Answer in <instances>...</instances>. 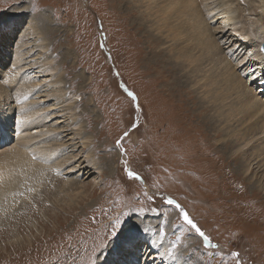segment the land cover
Returning <instances> with one entry per match:
<instances>
[{
	"label": "rangeland",
	"instance_id": "374dc122",
	"mask_svg": "<svg viewBox=\"0 0 264 264\" xmlns=\"http://www.w3.org/2000/svg\"><path fill=\"white\" fill-rule=\"evenodd\" d=\"M126 4V0H0V89L2 94L5 92L0 93V102L8 104L3 107L0 103V113L11 112L9 137L0 135V146L1 139L7 142L1 149L18 144L15 125L24 104L17 100L16 94L24 82L20 83L19 77L16 81L15 76L22 66V75L32 80L25 85L32 91L27 103L45 102L57 89L63 90L61 95L73 97L77 122L85 136L95 138L90 147L84 149L82 145L78 149L76 165L91 151L102 169L100 175L83 179L78 178V173L69 174L58 184L47 173L35 176L32 185L36 191L26 190V194L21 193L23 197L13 196L4 202L0 208V264H99L108 258L111 248H120L119 261L114 263L122 264L131 258L128 252L131 247L126 243L123 249V235L127 231L137 234L139 229L152 232L165 242L177 264H261L255 252L264 247V227L255 215L251 226L247 216L256 213L264 218V191L252 192L242 174L237 183L240 175L231 166L233 159L220 151L219 129L216 134L209 127L219 122L216 105H209L195 89L191 94L189 83H184L186 87L177 86L187 78L182 70L179 75L173 70L176 48L170 45L175 42L186 46L184 41H171V32L175 33L176 28L168 23L172 30L166 31L159 20L149 24L140 21L126 12ZM17 10L26 12L22 16L24 24L16 25V32L7 36L8 28L2 30L1 22ZM43 17L48 19L46 27L40 25ZM140 22L143 25L138 27L136 23ZM216 22L210 20L209 24L214 26ZM150 23L163 30L157 31L156 26L150 29ZM30 27L44 31L48 67L54 70L55 77H45L38 68L40 65L32 67L30 60L25 59L27 56L17 64L16 50L23 46L26 48H21L22 51L28 52L27 43L34 38ZM147 31L160 41L151 43ZM194 38L192 47L199 41ZM34 40L32 43L36 44ZM222 41L225 39L221 40L224 44ZM33 55L31 64L46 59L40 51ZM57 76L61 79L58 84L49 83ZM248 79L246 75L243 78ZM229 102L228 97L227 106ZM45 104L51 106L54 102ZM58 120L65 121L61 124L65 130L68 121L55 119ZM245 125L249 123L243 125L247 128ZM107 159L114 163L112 174L107 171ZM193 166L203 172L209 170L210 176L204 178L207 176L197 173ZM129 172L134 176L130 177ZM225 172H229L228 178L224 177ZM260 175L256 173L253 182L259 184ZM65 179L79 180L74 181L79 194L59 190L56 198L53 188H60ZM224 179L236 184L229 186L221 181ZM242 185L245 189H241ZM169 200L174 203L169 204ZM71 205L75 206L73 211ZM248 205L252 207L246 209ZM181 209L208 237L207 242L185 222ZM18 210L25 213L16 214ZM24 220L30 229L41 228L44 233L35 234L39 236L36 243L25 248L13 242L30 238L27 231L15 236L10 233L11 237L6 239L8 230L15 233L13 228H20L14 223ZM136 222L140 223L137 228ZM135 243L146 249L142 236H136ZM148 252H137L139 264L154 263L148 261Z\"/></svg>",
	"mask_w": 264,
	"mask_h": 264
},
{
	"label": "bare ground",
	"instance_id": "6f19581e",
	"mask_svg": "<svg viewBox=\"0 0 264 264\" xmlns=\"http://www.w3.org/2000/svg\"><path fill=\"white\" fill-rule=\"evenodd\" d=\"M126 3V12L140 21L145 20V22H148L149 24V22L152 23V21L159 20V23L163 24L164 30L166 31L172 30L171 26L168 28V23L172 25V28H176L175 33L171 32V41H184L186 42V46H178L175 42L170 45L176 48L173 55L176 65L173 67V70H177L176 75H179L180 70H182L183 73L185 72V77L187 78V81L185 82L179 81L177 86L186 87L184 86V83H189L191 86V94L194 92H192V89H195L209 105L211 103L216 105L217 112L215 114L216 117L219 118V122H216L217 125L215 127H209L212 128L215 133L219 129L218 136L222 137L220 139L221 153L223 154L224 152V154H229L230 158L233 159V164L231 163L233 170L239 175L242 174L246 177L243 178V176L240 175L237 183L242 180V177L247 182V186H249V189L252 192H263L264 53L262 52L261 47L264 43V0H126ZM25 13L26 12L23 10L13 11L1 22L2 30L4 27L8 28L5 30V33H8L7 36H11L16 32V25L24 24V18L22 16H25ZM210 20L217 21V24L215 23L214 26H211V23L209 24ZM47 21L48 19L43 17L40 25L44 27L48 26ZM151 23L149 25L150 29L156 26ZM136 24L139 25L138 27L143 25L141 22ZM30 29L32 28L30 27L29 30ZM156 30H163V28L156 26ZM33 31L34 38L32 37L31 41L29 40L30 42L27 43L29 51L24 53V50L22 51L21 48L26 47L23 46H20L16 50V56H19V63L17 64L20 65L24 61V57L27 56L28 58L25 59L30 60L29 64L32 65V67L35 64L37 65V63L40 65L38 68L45 77H55L54 70L48 67L50 61L49 58L46 57L48 46L46 42H44L46 38L43 35L44 31L42 32L37 28H34ZM147 34L152 38L151 43L160 41L159 39L151 37L148 31ZM194 37H198L199 39L194 46L198 53L195 52L194 47H192L195 42L193 41V39H195ZM222 39H225V41H222L224 44H221ZM33 40L36 44L32 43ZM35 51H40L46 59L31 64L33 63L32 60H34L32 58ZM155 52L159 53L157 49H155ZM201 53L202 56L199 57V54ZM158 59L159 58H156L155 60ZM21 67H19L15 76L16 81L19 77V80H21L20 83L24 82L22 84L23 88H19L17 92L19 94H16L17 100L22 101L24 104V108L20 107L21 111H19V118L17 121L15 120L17 122L15 125V132L17 133V137L19 136L18 138L16 137L18 139V144L15 147H9L8 150H6L7 148L2 150L1 147L6 146L7 142L3 137V139H1L0 158L2 159L0 161V208L4 202L11 200L13 196L23 197L21 193L26 194V192H28L26 190L30 189L36 191L37 188H33L32 185L33 179L40 177L44 173H47L48 177L54 179L58 184L61 183L62 179L66 178L64 176H69V174L78 173V178L82 177L83 179L91 175H97L100 173V170H102L101 167L98 166L91 151L86 152L83 162L76 165L75 159L80 155L76 154L79 152L78 149L82 145L84 149L85 147H90V142L94 141L95 138L93 139V136L91 135L85 136L82 126L77 122L76 115L74 114L76 109L75 104L71 103L73 97L64 94L61 95L63 90L57 89L53 94L51 93L52 96L51 94L48 95L52 98L50 97L48 100L46 98L45 102H54L51 106L44 105V101L27 103V99L32 94V91L30 86L28 87L25 85L31 83L32 80H30L29 76L22 75L24 68ZM29 67L32 68L31 66ZM25 68H27V66ZM237 72L238 74H236ZM245 75L249 78L247 81L243 80ZM37 77L39 76H36V78ZM21 78H28L29 80L28 82H25V80ZM86 79L88 78L86 77ZM59 81H61V79L57 76L53 81H49V83L52 82L51 84L56 85ZM256 82H258V84H256ZM36 83H39V81L36 80ZM12 86L13 84H10V88H12ZM252 86L257 89L259 88V90L257 91L255 88V91ZM1 90L2 89H0V93L2 94ZM12 93L9 92V94ZM3 94H5V92H3ZM227 94H230V96ZM228 97L230 102L227 106L225 102L228 100ZM237 98L242 99L245 104H243L242 100H237ZM5 100L6 99H4V101ZM1 102L0 103L3 107L8 105L5 104V102L3 103V101ZM10 113L11 112L7 114L0 113V135H3L5 138L9 137V131L7 128L11 119ZM70 116L72 117V120L69 119ZM55 119H66L68 121L65 129L66 133L68 132L67 135L64 134V127H61V124L65 123V121L58 120L56 122ZM53 121L55 122L51 123ZM237 122L239 123L238 125H236ZM246 122L249 123V126L245 125L247 128L243 126ZM206 123H208V121ZM32 131H34V133H31ZM69 136L73 137L69 138ZM79 139H82V141L80 142ZM77 140L78 144L80 142V146L76 144ZM209 148H212V146ZM208 153L210 154L209 150L206 151L207 155ZM109 159H107L108 165L106 168H108L107 171L112 174L115 171V166H113V162L109 163ZM193 164L194 161L192 165ZM193 167L197 173L210 176L209 170L203 172V170L198 167ZM256 173L261 174V180L259 179L258 181L259 184L253 182ZM208 176H204V178H208ZM224 177L228 178L229 172H225ZM97 178L98 176L94 179ZM75 180L79 183V180ZM75 180H63L60 188H53L55 191L54 196L57 198L59 190H64L66 192H69L70 190L79 194V189L75 187ZM221 181L229 186L236 184L229 183L225 179ZM210 183L212 184L211 181ZM21 185L25 186L21 187ZM243 188L245 189V186L242 185L241 189ZM237 192H239V190ZM74 207L75 206L71 205L70 210L73 211ZM251 207V205H248L246 206V209ZM28 212L29 211H26V213ZM22 213L25 212L21 210L16 212V214L21 215ZM253 215L259 219V224L264 227V218L261 219L256 213L248 214V223L253 226L255 222ZM57 218L59 223L60 217ZM223 221H225V218L222 214V222ZM14 224L16 227L20 228H13L15 233L8 230L7 236L5 235L6 239L11 237V234L15 236L17 232L23 234V230L29 232L31 236L30 238L25 237L21 243L14 241L13 243H15L16 246H22L25 248L27 245L33 244L39 236L42 234L44 235L43 229L41 228L36 230H33L32 228L30 229L27 226L29 225L27 220ZM138 224L140 223H135L136 228L138 227ZM143 228H145V226H143ZM136 233L137 234L127 231L123 235V249L127 246L126 243L131 247V250L128 251L131 258L128 262L123 261L122 264H139L140 258L137 252H140V254H146L148 251L151 257L148 258V261L150 260V262H154L153 264H160L161 262H164V264H177V259H175L172 250L168 248L165 242H162L157 235H153L152 232H147L144 229H139ZM35 234H38L39 236L37 237ZM136 236H142L146 240V245L144 246V248H146L145 250H143L141 246L139 248L137 247L138 244L135 243ZM120 252V248H111L108 251V258L105 256L107 259L104 257L105 259L99 264H115L114 262L119 261L117 254H120ZM255 254L260 257V259H258L259 262L264 264V247L260 246L256 249ZM116 258L118 260H116ZM121 260L122 259L120 258V261Z\"/></svg>",
	"mask_w": 264,
	"mask_h": 264
},
{
	"label": "snow or ice",
	"instance_id": "6c2138e0",
	"mask_svg": "<svg viewBox=\"0 0 264 264\" xmlns=\"http://www.w3.org/2000/svg\"><path fill=\"white\" fill-rule=\"evenodd\" d=\"M129 176L130 177H132V176H134V174L133 173H131V172H129ZM136 178H138V177H136ZM168 203L169 204H172V203H174L173 201H171V200H169L168 201ZM176 207L177 208H179L180 206L177 204L176 205ZM181 212L183 213V210L181 209ZM183 217H184V220H185V222L186 223H188L189 225H191V227L193 228V229H195L196 230V232L197 233H199V235L200 236H202L203 237V239L205 240V242H207L208 241V237L207 236H205L204 235V233L189 219V217H188V215H187V213H183ZM238 255V254H237Z\"/></svg>",
	"mask_w": 264,
	"mask_h": 264
},
{
	"label": "water",
	"instance_id": "95a60500",
	"mask_svg": "<svg viewBox=\"0 0 264 264\" xmlns=\"http://www.w3.org/2000/svg\"><path fill=\"white\" fill-rule=\"evenodd\" d=\"M261 50H262V52L264 53V43H263V45H262V47H261Z\"/></svg>",
	"mask_w": 264,
	"mask_h": 264
}]
</instances>
